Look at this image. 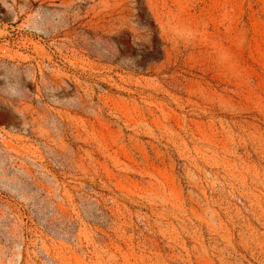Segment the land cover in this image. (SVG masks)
Listing matches in <instances>:
<instances>
[{
    "label": "rangeland",
    "instance_id": "rangeland-1",
    "mask_svg": "<svg viewBox=\"0 0 264 264\" xmlns=\"http://www.w3.org/2000/svg\"><path fill=\"white\" fill-rule=\"evenodd\" d=\"M0 264H264V0H0Z\"/></svg>",
    "mask_w": 264,
    "mask_h": 264
},
{
    "label": "water",
    "instance_id": "water-1",
    "mask_svg": "<svg viewBox=\"0 0 264 264\" xmlns=\"http://www.w3.org/2000/svg\"><path fill=\"white\" fill-rule=\"evenodd\" d=\"M1 114H7L12 119V121L7 122L9 127H17L20 125L19 117L12 109L0 107V115Z\"/></svg>",
    "mask_w": 264,
    "mask_h": 264
},
{
    "label": "bare ground",
    "instance_id": "bare-ground-1",
    "mask_svg": "<svg viewBox=\"0 0 264 264\" xmlns=\"http://www.w3.org/2000/svg\"><path fill=\"white\" fill-rule=\"evenodd\" d=\"M10 121H12V119L7 114H1L0 115V122L7 123Z\"/></svg>",
    "mask_w": 264,
    "mask_h": 264
}]
</instances>
